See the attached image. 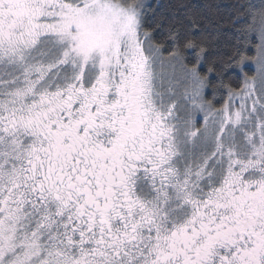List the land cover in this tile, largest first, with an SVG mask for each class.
Wrapping results in <instances>:
<instances>
[{"label":"snow or ice","instance_id":"1","mask_svg":"<svg viewBox=\"0 0 264 264\" xmlns=\"http://www.w3.org/2000/svg\"><path fill=\"white\" fill-rule=\"evenodd\" d=\"M0 264H264V0H0Z\"/></svg>","mask_w":264,"mask_h":264}]
</instances>
